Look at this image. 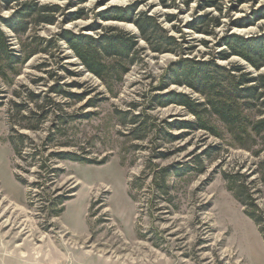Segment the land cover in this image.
I'll return each instance as SVG.
<instances>
[{
  "label": "rangeland",
  "instance_id": "obj_1",
  "mask_svg": "<svg viewBox=\"0 0 264 264\" xmlns=\"http://www.w3.org/2000/svg\"><path fill=\"white\" fill-rule=\"evenodd\" d=\"M207 1L188 7L185 0H0V27L15 54L38 51L0 74V264H71L78 254L87 264H264L260 226L230 191L244 184L264 216V133L253 134L249 123L264 117V95L251 106L238 100L232 128L212 112L207 93L176 84L175 74L188 59L214 62L239 80L264 75V67L221 56L230 52L229 36L264 37V0H218L205 8ZM35 2L60 6L56 22L36 14L18 36L3 20ZM115 8H131L125 21L102 18ZM74 13L83 18L72 21ZM143 14L159 24L150 44L126 21ZM204 16L209 34L192 28ZM67 32L94 39L121 34L134 47L128 57L101 54L100 78L77 57ZM170 94L184 95L196 112L164 104ZM14 103L26 108L18 114ZM181 122L194 126L179 130ZM18 134L31 140L24 159L9 142ZM60 152L81 160H59ZM163 170L170 171L166 194L159 189ZM61 196L68 198L54 205Z\"/></svg>",
  "mask_w": 264,
  "mask_h": 264
},
{
  "label": "trees",
  "instance_id": "obj_2",
  "mask_svg": "<svg viewBox=\"0 0 264 264\" xmlns=\"http://www.w3.org/2000/svg\"><path fill=\"white\" fill-rule=\"evenodd\" d=\"M4 1L6 2V0ZM10 1L19 2L20 0H7V4H9ZM192 1L193 0H185L186 6L189 7ZM242 1L243 0H240L241 3ZM85 2H87V0H79L80 4H84ZM219 4L220 3L218 0H212L204 3V6L205 8L218 7ZM162 6L165 8H171V6L164 2ZM130 9L131 8L123 10L120 8H115L111 12L109 11V13L107 12V14L105 13L102 15V18L105 20L122 22L125 21V18L122 17ZM219 9L221 11V8ZM60 10L61 8L58 5L39 6V4L36 2L29 3L22 6V10L17 14L16 19L14 18V20L11 21H3L8 28H10L15 34L19 36L25 34L29 30L30 24L27 21L30 19V17L37 14V16H39V21L45 24L53 25L56 22L55 15L60 12ZM120 14L121 16H119ZM71 16L73 17L72 21H77L83 18L82 13H74ZM172 19L173 17H169V21H172ZM205 19L206 16L199 18L198 27L194 25L192 28L202 34H209L208 31L203 29L206 25H208L206 24ZM126 21L133 22L140 33V37L149 44L150 36L154 34L156 35L159 29L157 20L148 16L147 14L141 15L137 20ZM214 21L215 26H220L219 19L216 18ZM65 39L68 41L71 48L75 51L77 57L82 61L83 65L88 69V71L100 78H102V73L104 71L103 69L105 68V66H101V54L107 56L120 55L128 57V54L134 47L132 39H128L121 34L115 37L108 36L104 38L102 37V39H94L91 37L76 36L70 32H67ZM164 40L169 47H178L177 41L174 37L164 36ZM224 43L230 52H224L221 55L223 60H228L230 57L237 56L249 62L256 70H260L264 67V37L257 40H249L241 36L233 35L229 36V38H226ZM153 51L158 53H166L174 52L175 50H161L157 47H154ZM37 52L38 51L33 50L24 58L17 56L9 44L6 34L0 27V74L6 75V73L8 74L11 70H16L15 65H23L27 63L34 55H36ZM175 74L176 77L179 78L176 84L187 85L190 88L196 89L202 94L207 93L210 96L207 105L211 107L212 112L220 120L232 128L235 125V119L238 117L237 113L240 111L238 100L243 99L249 103V106H251L254 100H259L264 95V75H260L257 78L244 76L242 80H239V78L231 74V72L225 70L221 66H218L214 62L195 64L188 59H184V62H182L181 66L178 67V69L175 71ZM250 84L255 85L248 86ZM57 88H53V91L60 93ZM73 98L75 100H79L82 97L74 96ZM167 98H171L172 100L164 103L166 105L178 104L188 107L191 110L193 109L196 112L195 107L197 106L191 104L184 95L170 94L167 96ZM13 107L16 108L18 114H20L26 108L21 103H14ZM138 119L139 117H135L132 121L135 125V128L141 125L137 122ZM249 123L250 131L253 134L259 136L264 133V117H262L260 120H257L256 122ZM192 126L194 125L183 122L176 123V128L179 130L183 129L182 127L192 128ZM14 133L17 134V132ZM170 137L173 138L171 135ZM28 141H31L30 138L23 134H18L17 137H10L9 142L17 159H24L23 153L24 149H26L25 144ZM55 155L59 160H81V158H79L74 153L60 152ZM32 157L34 159L36 158V155H32ZM89 163L95 164L94 162ZM39 169L43 170V172H48L50 168L47 166V161L43 162V164H40ZM51 171H53V173L57 172L54 169H51ZM169 174V170H163L161 184L159 185L160 191L165 194L168 192L166 178L169 176ZM17 179L24 183V181L19 176H17ZM230 191L234 194V197L245 207L246 215L258 226H260V232L264 239V216L256 213L257 206L254 204L250 190H248L244 184H238L237 186L231 188ZM65 198L68 197L61 196L60 198H57V200L54 201V205H63L62 202L65 200ZM252 209L253 212H251ZM58 212L62 213L63 209L59 210Z\"/></svg>",
  "mask_w": 264,
  "mask_h": 264
},
{
  "label": "crops",
  "instance_id": "obj_3",
  "mask_svg": "<svg viewBox=\"0 0 264 264\" xmlns=\"http://www.w3.org/2000/svg\"><path fill=\"white\" fill-rule=\"evenodd\" d=\"M77 256H78V257H76V258L71 257V258L69 259V261H70L71 264H87V263H86L87 258H86V255H85V254H78ZM78 259H81V260H82V263H77V260H78ZM102 261H103V260H101L100 263H103V264H117V262H114V261H111V260H109V261H104V262H102Z\"/></svg>",
  "mask_w": 264,
  "mask_h": 264
}]
</instances>
